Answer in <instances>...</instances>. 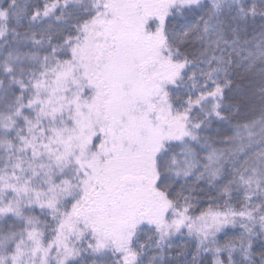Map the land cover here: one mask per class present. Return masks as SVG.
I'll use <instances>...</instances> for the list:
<instances>
[{"label": "snow or ice", "instance_id": "snow-or-ice-1", "mask_svg": "<svg viewBox=\"0 0 264 264\" xmlns=\"http://www.w3.org/2000/svg\"><path fill=\"white\" fill-rule=\"evenodd\" d=\"M0 264H264V0H0Z\"/></svg>", "mask_w": 264, "mask_h": 264}]
</instances>
